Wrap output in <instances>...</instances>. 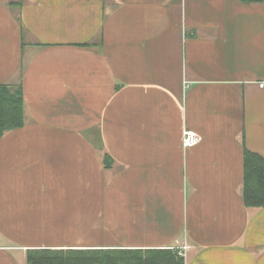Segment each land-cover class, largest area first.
<instances>
[{
	"label": "crops",
	"instance_id": "0c3cea01",
	"mask_svg": "<svg viewBox=\"0 0 264 264\" xmlns=\"http://www.w3.org/2000/svg\"><path fill=\"white\" fill-rule=\"evenodd\" d=\"M261 83L264 0H0V84L25 116L0 138V264L36 248L264 264V207L244 203Z\"/></svg>",
	"mask_w": 264,
	"mask_h": 264
},
{
	"label": "trees",
	"instance_id": "16d2710c",
	"mask_svg": "<svg viewBox=\"0 0 264 264\" xmlns=\"http://www.w3.org/2000/svg\"><path fill=\"white\" fill-rule=\"evenodd\" d=\"M24 97L21 85L0 84V138L5 131L24 125ZM106 167L113 159L106 154ZM244 203L264 207V156L245 149ZM27 264H185V258L174 249H29Z\"/></svg>",
	"mask_w": 264,
	"mask_h": 264
},
{
	"label": "built area",
	"instance_id": "2783aa9c",
	"mask_svg": "<svg viewBox=\"0 0 264 264\" xmlns=\"http://www.w3.org/2000/svg\"><path fill=\"white\" fill-rule=\"evenodd\" d=\"M261 87L264 86V83L260 84ZM202 137L197 134L195 131L190 129H185L182 135V145L184 148L192 147L200 143Z\"/></svg>",
	"mask_w": 264,
	"mask_h": 264
}]
</instances>
